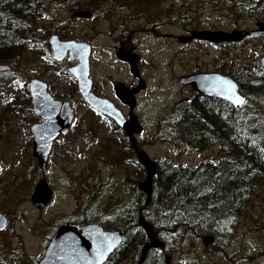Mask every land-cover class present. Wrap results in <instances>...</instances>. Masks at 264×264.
Here are the masks:
<instances>
[{
  "label": "rangeland",
  "instance_id": "rangeland-1",
  "mask_svg": "<svg viewBox=\"0 0 264 264\" xmlns=\"http://www.w3.org/2000/svg\"><path fill=\"white\" fill-rule=\"evenodd\" d=\"M41 2L42 12L27 34L17 64L6 75L0 74L8 81L0 87V213L7 220L6 230L0 233V264H31L29 258L38 260L46 237L65 221L85 217L110 227L109 231L118 230L120 214L139 201L137 185L145 178L133 153L126 151L119 132L92 112L77 94L75 81L66 71L75 63L49 60L42 44L52 32L59 28L65 39L90 44L89 77L95 89L106 95H110L112 81H132L126 67L114 59L115 46L121 39H128L136 47L146 86L136 97L134 114L142 130L135 140L138 150L161 167L182 168L207 157L219 161L228 157L217 144L196 151L178 137L177 103L190 96L178 79L197 71L257 74L264 50V34L240 45L217 48L173 39L194 30L254 31L259 22L264 23V5L260 11L241 10L260 0ZM79 10L90 11V19L72 18L71 14ZM30 79L46 83L50 93L67 100L74 109L70 136L53 146L44 171L32 157L29 130L38 118L23 90ZM251 97L250 103L257 111L253 121L264 137V93L259 106L256 97ZM119 108L126 114V109ZM40 180L52 192L43 210L34 208L30 200ZM252 190L245 215L242 212L241 220L230 225L221 220L207 222L206 209L196 221L197 212L169 206L156 225L171 264H264V182L255 184ZM153 209L151 203L147 215ZM173 226L176 232H169ZM206 236L215 238L208 246L202 244ZM145 244L120 264H131ZM13 249L23 250V258L18 259L23 262L14 257ZM156 251H148L146 264H164L163 255Z\"/></svg>",
  "mask_w": 264,
  "mask_h": 264
},
{
  "label": "water",
  "instance_id": "water-1",
  "mask_svg": "<svg viewBox=\"0 0 264 264\" xmlns=\"http://www.w3.org/2000/svg\"><path fill=\"white\" fill-rule=\"evenodd\" d=\"M89 11H78L72 14V18L88 19ZM256 31L264 34V23H258ZM247 32L234 30L231 32L194 30L185 37L178 38L181 43H188L192 40L206 42L211 45H223L240 43ZM50 57L52 60L60 62L66 55L76 62V65L68 68V73L76 80L78 94L81 99L93 110L110 118L129 137L135 149L139 166L143 169L145 178L137 185V190L144 195L145 205L149 204L152 198V183L156 172V165L152 162L144 151L137 150L133 135L139 134L142 130L134 108L136 105L134 94L141 88L128 90L122 84H117L114 88L115 94L120 103L129 109L128 119H125L119 110L107 99L95 96L91 91V80L89 78V55L90 46L84 42L64 41L61 42L55 35L49 40ZM116 57L127 62L130 72L138 76L137 56L130 57L122 52H117ZM260 64L264 69V51L260 59ZM9 70L8 66L0 65V72ZM180 85H189L197 95L213 96L226 100L235 108L242 104H237L235 98L243 97L238 93L236 84L227 76L221 74L197 73L190 76H183L178 79ZM32 110L42 120L41 124H34L30 127L33 135L32 157L36 159L38 167L44 171L47 168V157L51 149L52 140L59 134H66L69 123L73 116V109L67 102L56 101L46 90V85L38 80L29 81ZM61 108V109H60ZM60 109V114L58 111ZM52 198V192L44 180H40L35 185L31 194V204L37 210L47 206ZM138 225L143 229L148 243L140 250V256L136 264H143L149 250L163 251L165 244L159 240L153 231L151 224L147 223L144 217L138 218ZM5 227V219L0 216V230ZM122 233L120 230H103L98 225H86L78 230L71 225L59 227L52 237L45 255L39 264H103L108 256L120 244ZM213 242V237L206 236L202 239V244L208 246ZM170 258L165 257V264H169Z\"/></svg>",
  "mask_w": 264,
  "mask_h": 264
},
{
  "label": "trees",
  "instance_id": "trees-1",
  "mask_svg": "<svg viewBox=\"0 0 264 264\" xmlns=\"http://www.w3.org/2000/svg\"><path fill=\"white\" fill-rule=\"evenodd\" d=\"M93 1L98 2V0ZM263 2L260 0L254 5L245 6L241 11L243 13H247V10L260 11L261 6L264 5ZM42 9L41 0H0V65L14 66L17 64L21 51L24 49V43L28 39L27 34L39 18ZM242 76L245 77V73ZM4 79L0 77V87L8 83ZM250 90L251 95L256 97L259 106L262 99L261 93L264 89L252 85ZM214 103V100H206L203 103L194 100L186 107L184 105L177 106V129L180 131L178 137L190 149L203 150L217 144L220 147V152H223L225 156L234 154L236 157L234 162L221 160L218 162V170L221 172L232 170L242 172L241 176L235 175L236 179L241 177L244 180V177L249 175L254 186L256 182L264 179V151H262L264 137L258 133V128L253 121L257 111L253 107L252 123L247 126L243 121V115L238 112L239 110H235V115L232 117L228 109H224L221 105L219 114L214 115ZM185 123L187 124L186 129L183 127ZM204 166L205 168L208 166L209 168H206L208 170L215 169L212 164ZM183 171L184 169L181 167L156 166L152 183V198L149 204L145 205L144 196L140 193V199L136 205L120 214L117 229L122 233V240L104 264H118L130 254L138 253L140 247L147 243L143 229L137 223L140 216L151 224L154 234L158 237L156 224L161 214L168 211L169 206L182 207V204L185 203L192 206L198 198L204 195V189L213 185L222 186L221 182L219 184L216 182L213 175L206 179L197 176L187 177ZM222 179L223 181L228 180L229 177L221 175L220 180ZM237 186L238 184L235 185V187ZM233 195L235 194H230L231 197ZM151 203L154 204V209L147 215L148 206ZM103 228L110 229L106 226ZM175 228L173 226V230L170 228L169 232H176Z\"/></svg>",
  "mask_w": 264,
  "mask_h": 264
},
{
  "label": "flooded vegetation",
  "instance_id": "flooded-vegetation-1",
  "mask_svg": "<svg viewBox=\"0 0 264 264\" xmlns=\"http://www.w3.org/2000/svg\"><path fill=\"white\" fill-rule=\"evenodd\" d=\"M79 11H82V10H79ZM85 11H87V10H85ZM76 12H78V11H76ZM72 14H71V16H72ZM88 19H90V18H88ZM259 23H263V22H259ZM256 27H257V25H256ZM244 32H247L248 35L239 43V45L243 41H245L247 39H250L252 36L261 35V34L263 35V33H260L258 31H256V29L254 31L253 30H248V31H244ZM52 35H55L57 37V39L59 41H61V42H64V41H74V40L65 39L60 34L59 28H57V30H55L54 32H52L48 36V38L46 39V41H43L42 46H44L47 49V52H48L47 55H48L49 60L51 62H53V63H59L57 61L52 60L51 57H50V48H49L48 40H49V38ZM188 35H186L185 37H187ZM179 37H181V36H179ZM179 37H174L173 38V37L170 36V38L176 39L178 42H179V40H178ZM77 42H83V41H77ZM196 42L205 43L207 45H211L209 43L201 42V41H196V40H192V41H190L188 43H182V44H189V43H196ZM84 43H86V42H84ZM88 45L90 46V44H88ZM225 45L226 46H232V45H236V43L223 44V45H217V46L216 45H211V46L217 48V47H223ZM119 51L122 52L123 54H126V55L130 56V57L137 56V70H138L137 71L138 72L137 74H138V76H134V75L131 74L130 68H129V65H128L127 62H123V61L119 60L116 57V54ZM263 51H262V53H261V55L259 57V64H260V59H261V57L263 55ZM90 53H91V46H90ZM113 56H114L115 61H117L118 63H120V64H122V65H124L126 67L127 74L129 75V77L132 78V81H130V83H127V82H124V81H120V80L119 81H112L110 83V89H109L110 95H106V94H103V93L98 92L95 89V87L93 85V82H92L91 78L89 77L90 80H91V91H92V93L95 96H97L99 98L107 99L108 101H110L114 105V107L117 110L120 111V113L122 114V116L125 119H128L129 109H128L127 106H124V105H122L120 103V101L117 98V96L115 94V91H114L115 86L117 84H122L128 90H133V89H136V88L143 87L137 93L134 94L135 101H136V97L140 93L144 92L146 84H145L144 79H143V77L141 75L140 59H139V55L136 53V47L130 45V42L128 41V39H126V40L121 39L118 42V45H116L115 48H114V54H113ZM89 57H90V55H89ZM65 59H67L68 61H70L72 63H75L74 65H76V62H73V61H71L69 59V55L68 54L66 55V57L62 61H64ZM62 61H60V62H62ZM74 65H72V66H74ZM72 66H70V67H72ZM70 67H68V68H70ZM12 68H13V66H9V71L12 70ZM68 68H67V70H68ZM7 72H5V73H7ZM1 73H4V72H0V74ZM197 73L198 74L199 73H202V74L214 73V74H221V75H224V76L229 77L236 84L238 93L243 97V99H244L243 104L240 107L235 108L234 106H232L226 100L220 99L218 97H213V96H200V95H197L194 91H192V89H191V87L189 85H183L187 90L190 91V96L188 98H185V99L179 101V103H177L178 104L177 106L184 105L186 107L190 102H192L194 100H198V101H200L202 103L205 102L206 100H209V101L214 100V102H215L214 103V106H215L214 115L217 116L219 114V109H220V106L222 105L224 107V109H228V111L232 115V117H234V115H235V110H239L238 112L240 113V115H243V121L246 123V125L249 126L252 123V118H253V114H252L253 111L252 110H253V107L254 106H252V103H250V98H252L251 97L250 87L252 85H255L257 87L258 86L261 87V89H264V69L262 68L261 64H260V68H258V70H257V74L251 73L249 71H246L245 72V75H246L245 77L242 76V74H241L242 72H240V73H232L231 72V73L226 74V73H221L218 70H215V71L213 70V71H197V72H191V73L186 74L185 76H190V75L197 74ZM67 74H69L68 71H67ZM89 74H90V66H89ZM258 78H260V80ZM31 80H33V79L28 80V82L26 83V85L24 86V89H23L24 92H25V97L26 98H29L30 99V102H31V94H30V90H29V81H31ZM34 80H38V79H34ZM73 80L75 81V87H76V91H77V94H78L76 80L74 78H73ZM38 81L44 83L41 80H38ZM240 83H241L242 86L240 85ZM44 84L46 85L47 92L51 95V97L53 99H55L56 101L69 103L67 100H60L61 98H58L56 95L50 93L47 84L46 83H44ZM241 87H243V88L241 89ZM262 93H264V90H262ZM262 93H261V95H262ZM79 97H80V95H79ZM259 103L261 104V100H260ZM69 105H70V103H69ZM86 106L92 112H94V113L99 114L100 116H102L103 119L106 122L110 123V125L119 132L121 138H123V140L126 143V148H127L126 151L132 152L133 153V156L135 157V159L137 161L136 154H135V149H134L133 145L131 144V142L129 140V137L122 131V129L119 126H117L107 116H105V115H103V114H101V113H99V112L91 109L87 104H86ZM119 106L122 107L123 109H126V111H127L126 114L119 108ZM70 107L73 109V107L71 105H70ZM135 107H136V105H135ZM31 108H32V104H31ZM60 109L58 111V115L60 114ZM36 116H37L38 119L36 121L34 120V122L31 123V126L34 125V124H41L42 123L41 118L37 114H36ZM182 118H185V117L182 116ZM73 119H74V109H73V116H72L71 122L69 123V126L67 128V133L64 134V135L63 134H59V135H57L52 140L51 149L49 151V154H50L53 146H55V144L57 142H59L60 140H65L66 138H68L70 136V133H71V130H72ZM183 127L186 129L187 124L185 123L183 125ZM29 132H30L31 140H32V144H33V139L34 138H33V135H32V133H31L30 130H29ZM137 135L138 134L133 135V140H134L135 146H136V148L138 150V146H137V143H136V140H135V137ZM263 149H264V144H263ZM193 150H195V149H193ZM196 151H198V150H196ZM49 154H48V156H49ZM228 157H225V160L231 161L233 163L234 162V159H235L234 158L235 157L234 154L228 155ZM47 159H48V157H47ZM218 162H219L218 158L207 157V158H204L201 161H199L194 166L182 167L184 169L183 174L185 176H187V177H195V176H197V177H202V178H205L206 179V178H209L211 175H213V177L216 178V182H218V184L220 182L222 183V186H220V185L214 186L213 185L210 188L204 189L203 194L205 196L203 195L202 197L198 198L197 202L196 203H193L192 206L189 203H188V205H187V203L182 204V209L184 210V212H189V210L190 211H193V212H197L196 217H194L196 219V221L200 219L199 217L203 216V215H201V213H202L201 211H205V209L208 210V211L211 210V212H209V213L206 214L209 217L208 220H207V222L210 223L212 221L221 220V221H224V222H226L227 224L230 225L232 222H234L236 220L237 221H240L241 220V218H242V216H241L242 215V212H244V215H245L246 209H247V206H248V203L250 202V196H251L250 194L253 191L252 190L253 185H252L251 178H250L249 175L246 176V177H244L245 178L244 180L241 177L239 179L234 178L235 175H239V176L243 175L242 172H235L233 170L232 171H223V172L219 171L218 170ZM46 163H47V160H46ZM137 163H138V161H137ZM209 164H212V167H214L215 169L214 170H208V169H206V168H209L207 166ZM204 165H206L207 167L205 168ZM221 175H228L229 179L228 180H224V181H223V179L220 180ZM260 182H264V179L261 180V181L256 182L255 184L260 183ZM236 184H238L237 187H235ZM230 194H235V195H233L231 197ZM43 209H41V210H43ZM0 216H2L5 219V227L2 230H0V233H3V231L6 230V227H7V220H6V217H5L4 214L0 213ZM186 219H189V218L187 217ZM137 223H138V219H137ZM92 224L98 225L103 230H105L100 223L98 224V223H96V221H87L85 218L84 219L83 218H79L78 220H74L73 219V220L67 221V222L65 221V222L61 223L60 225L55 226L54 227L55 229L51 233V235L48 236V237H46V239H47L46 240V245L44 247V250H43V253H42L41 257L38 260L37 259H33V258H29V260L31 261L30 263L31 264H39L42 261L44 255H45L46 249H47V247H48V245H49L52 237L54 236V234L56 233V231H57V229L59 227H61L63 225H71V226L77 227L78 230H80L81 227L86 226V225H92ZM211 237H213V241H214V239H215L214 236H211ZM12 251H13L14 257L17 260L23 258V250L22 249H20V250H16V249L14 250L13 249ZM156 252H159V251H156ZM165 252H166V246H165V250L159 252V253H161L163 255L164 264H165V257L166 256H168L170 258L169 264H171V257H170V255H167ZM132 255L134 256L136 254H133L132 253ZM139 256H140V252H139L138 258H139ZM138 258H136V260H134V258H133V260L131 261L132 262L131 264H136ZM18 262L21 263L23 261L18 260ZM143 264H146V260L143 262Z\"/></svg>",
  "mask_w": 264,
  "mask_h": 264
},
{
  "label": "snow or ice",
  "instance_id": "snow-or-ice-1",
  "mask_svg": "<svg viewBox=\"0 0 264 264\" xmlns=\"http://www.w3.org/2000/svg\"><path fill=\"white\" fill-rule=\"evenodd\" d=\"M235 102H236L237 104H243V100L240 99L239 97H236V98H235ZM262 151H264V150H262Z\"/></svg>",
  "mask_w": 264,
  "mask_h": 264
}]
</instances>
